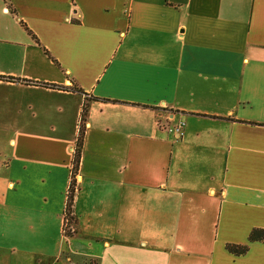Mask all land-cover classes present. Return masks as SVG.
<instances>
[{
    "label": "crops",
    "instance_id": "1",
    "mask_svg": "<svg viewBox=\"0 0 264 264\" xmlns=\"http://www.w3.org/2000/svg\"><path fill=\"white\" fill-rule=\"evenodd\" d=\"M0 76V264H264V0H0Z\"/></svg>",
    "mask_w": 264,
    "mask_h": 264
},
{
    "label": "trees",
    "instance_id": "2",
    "mask_svg": "<svg viewBox=\"0 0 264 264\" xmlns=\"http://www.w3.org/2000/svg\"><path fill=\"white\" fill-rule=\"evenodd\" d=\"M1 77L2 76H0V78ZM84 113H85V105L83 104L81 119L78 122V132H77L76 141H75L73 159L71 162V170H70L71 175H74L76 173L79 158H80V150H81V144H82L83 133H84ZM74 185H75V182L72 179L68 185L67 194H66V203L65 204H66V207L68 208V211L72 207ZM68 211H65V217L67 216V220H68L67 223L71 222V220H72L71 217H69ZM63 228H64V226H62V230H63L62 234L66 237V239L71 237L73 232L75 231V229H74L70 233L69 232L64 233ZM262 239H264V229L252 228L250 230L249 235H248V241H257V240H262ZM226 249L228 251L234 253V254H242V253L246 252V250L248 249V246L246 244L228 243V244H226ZM91 263L94 264L93 261H90L89 264H91Z\"/></svg>",
    "mask_w": 264,
    "mask_h": 264
},
{
    "label": "built area",
    "instance_id": "3",
    "mask_svg": "<svg viewBox=\"0 0 264 264\" xmlns=\"http://www.w3.org/2000/svg\"><path fill=\"white\" fill-rule=\"evenodd\" d=\"M165 128H167V130H169L170 132H173L174 134H175V136H176V138H179V137H181L182 136V134H183V121L182 120H179V121H177V122H175L174 124H172V125H166V127ZM73 179V177L71 176L70 177V180H69V183H70V181ZM74 188H75V185H74ZM65 211H68V208L66 207V204H65V207H64V212H63V224H62V226H66L67 225V222H68V220H67V216L65 217ZM72 226V225H71ZM74 230L73 229V227H70V228H68V230Z\"/></svg>",
    "mask_w": 264,
    "mask_h": 264
},
{
    "label": "rangeland",
    "instance_id": "4",
    "mask_svg": "<svg viewBox=\"0 0 264 264\" xmlns=\"http://www.w3.org/2000/svg\"><path fill=\"white\" fill-rule=\"evenodd\" d=\"M69 212V217H71V222H69V223H67V225L63 228L64 229V233L65 232H71V230L69 229L68 230V228H70V227H73V229H75V227H74V216H73V211H72V207L70 208V210L68 211ZM72 225V226H71ZM62 232H63V230H62ZM65 239H66V237H64Z\"/></svg>",
    "mask_w": 264,
    "mask_h": 264
}]
</instances>
